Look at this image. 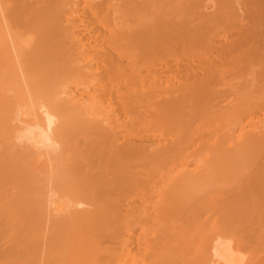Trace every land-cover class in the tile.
<instances>
[{"label":"bare ground","instance_id":"1","mask_svg":"<svg viewBox=\"0 0 264 264\" xmlns=\"http://www.w3.org/2000/svg\"><path fill=\"white\" fill-rule=\"evenodd\" d=\"M0 264H264V0H0Z\"/></svg>","mask_w":264,"mask_h":264}]
</instances>
